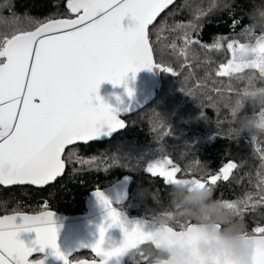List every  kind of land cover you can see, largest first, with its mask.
I'll list each match as a JSON object with an SVG mask.
<instances>
[{
    "label": "snow or ice",
    "instance_id": "6c2138e0",
    "mask_svg": "<svg viewBox=\"0 0 264 264\" xmlns=\"http://www.w3.org/2000/svg\"><path fill=\"white\" fill-rule=\"evenodd\" d=\"M172 3L173 0H67V8L75 18L29 19L30 28L17 27L11 34L0 35V185H45L54 181L64 171L62 154L66 146L92 141L105 130L112 132L125 126L112 106L98 95V89L105 80L120 84L130 71L136 73L145 67L174 74L163 60H154L148 31ZM129 15L135 23L125 28L121 21ZM189 27L195 30L196 25ZM248 31L254 34L249 26ZM194 43L199 41L185 32L181 53L186 54ZM211 47L219 49L223 45L217 42ZM227 49L232 58L220 65L219 75L239 72L249 63L264 71V33L249 43L229 40ZM128 94L132 95V89ZM258 126L264 127V111ZM237 167L235 162H228L216 174H193L186 182L214 187L218 180L227 181ZM146 170L162 177L166 185L182 172L168 156L149 162ZM260 193L258 200L249 194L243 200L225 202L242 215L249 202L253 210L264 203V178ZM94 194L108 209V227L119 224L124 233L118 247L105 249L102 245L107 228L100 227L99 239L92 245L100 264H108L110 258L149 241L156 232L194 239L198 231L191 222L181 225L179 231L167 225L145 231L143 221L133 222L129 230L104 192L97 188ZM54 215L48 210L0 216V264H44L43 259L30 257L46 247L69 264V257L57 244ZM21 231L35 232L31 246L20 239ZM250 234L255 247L253 264H264V225L257 224ZM143 258L149 264V257Z\"/></svg>",
    "mask_w": 264,
    "mask_h": 264
},
{
    "label": "trees",
    "instance_id": "16d2710c",
    "mask_svg": "<svg viewBox=\"0 0 264 264\" xmlns=\"http://www.w3.org/2000/svg\"><path fill=\"white\" fill-rule=\"evenodd\" d=\"M66 1L0 0V35L11 34L17 27L30 28L29 19L70 17ZM251 7V0L174 2L149 28L154 60H163L174 72H160L154 99L125 117V128L110 140L68 148L63 155L65 171L53 184L44 188L0 185V214L36 212L43 207L68 215L80 213L91 190L128 176L127 213L154 220V201L138 192L151 189L166 200L168 185L144 169L150 161L164 156L181 167L179 177L185 179L191 178L194 169L199 173L195 175L207 176L235 162L238 167L229 179L218 180L214 186L216 196L243 200L251 194L253 200L260 199L264 128L249 120L264 111V96L258 93L264 78L253 68L228 76L218 74L220 65L231 59L229 40L249 43L260 35L248 31L247 11ZM190 24L196 25L195 30ZM185 32L199 43L189 45V51L182 54ZM217 42L223 47H211ZM84 160L96 162L80 163ZM241 217L249 232L257 224L264 225V203L253 210L249 202ZM148 254L149 245L142 246L128 254L125 262L146 264L142 255Z\"/></svg>",
    "mask_w": 264,
    "mask_h": 264
},
{
    "label": "clouds",
    "instance_id": "9594fccd",
    "mask_svg": "<svg viewBox=\"0 0 264 264\" xmlns=\"http://www.w3.org/2000/svg\"><path fill=\"white\" fill-rule=\"evenodd\" d=\"M251 3L248 26L253 32L264 33V0ZM247 67L252 66L249 63ZM260 72L264 78V71ZM258 93L264 96V87ZM193 174L199 173L194 169ZM138 194L154 201L153 218L159 226L179 231L181 225L191 222L198 227L194 239L163 231L154 233L147 241L149 264H253L255 247L244 220L216 196L213 186L186 182L181 177L168 185L166 200L151 189H141ZM141 244L124 254L135 252Z\"/></svg>",
    "mask_w": 264,
    "mask_h": 264
},
{
    "label": "water",
    "instance_id": "95a60500",
    "mask_svg": "<svg viewBox=\"0 0 264 264\" xmlns=\"http://www.w3.org/2000/svg\"><path fill=\"white\" fill-rule=\"evenodd\" d=\"M177 0H173V3ZM172 3V4H173ZM172 4L168 5L153 21L149 28L157 21L160 15L166 11L168 8L172 6ZM65 8L71 15L66 18H75V15L70 12L67 8V1L65 3ZM122 25L125 28H128L131 25H134L135 21L132 17L126 16L121 21ZM149 31V29H148ZM31 66V61H30ZM161 70L153 67V68H142L140 71L133 73L129 72L124 79V81L120 84H113L109 80H105L100 84L98 89V95L102 98V100L111 105L115 110L116 115L125 122V117L135 114L146 105H148L155 97L156 91L159 87L160 82V74ZM128 89H132V95L128 94ZM96 95L95 93L93 94ZM36 102H39V98H36ZM98 101L94 100V103ZM126 125V123H125ZM125 128H120L118 130L108 132L105 130L98 137L88 142H76L72 145L66 146L65 151L75 145L78 144H89L93 142H103L110 140L116 133L122 131ZM105 129L107 126L105 125ZM62 154V158L63 155ZM66 167V164H65ZM65 171V168H64ZM63 171V173H64ZM63 173L58 176L54 181H51L45 185H32V184H15V185H1L5 188L12 186H32L36 188H44L48 185L53 184L58 178H60ZM130 187V178L128 176H124L121 179L116 180L114 183L99 188L104 192L105 196L111 202L113 208H115L120 214L121 219L124 221L125 226L131 230L134 226L133 222L135 221H143V229L145 231L154 230L159 225L155 222V220L148 219L141 216H130L126 211L119 208L128 198ZM96 189H93L89 192L88 197L84 202V212L72 215L61 214L57 211L50 210L55 213L54 222L55 226L58 230V238L57 244L61 252L65 254V256L69 257V264H79V261H85L87 264H100V258L95 255L92 251V245L96 243L99 239L100 232L99 229L101 226L107 228L104 236L103 247L105 249L118 247L124 238L123 228L117 224L111 227L108 225L111 223L108 218V209L104 206V204L95 196ZM48 211V210H44ZM14 213H26V212H14ZM39 213V212H38ZM10 214H0V216L11 215ZM31 214V213H27ZM37 214V213H34ZM35 232L29 231H21L20 239L24 240L26 244L31 246L32 241L35 239ZM148 245V242L145 241L138 248L140 249L142 246ZM39 247V246H37ZM88 252L92 255L93 258H83L76 261H71V258L78 253ZM128 254H123L121 256L112 257L109 259L108 264H126L125 258ZM38 256L37 259H43L44 264H64V260L58 258L54 255V250L51 247H46L43 251H37L33 253L32 257ZM30 257V259L32 258ZM35 259V260H37ZM147 264V263H146Z\"/></svg>",
    "mask_w": 264,
    "mask_h": 264
},
{
    "label": "rangeland",
    "instance_id": "374dc122",
    "mask_svg": "<svg viewBox=\"0 0 264 264\" xmlns=\"http://www.w3.org/2000/svg\"><path fill=\"white\" fill-rule=\"evenodd\" d=\"M231 54V53H230ZM232 58V57H231ZM246 68H253V69H256V70H258L259 72H260V70L258 69V68H256V67H245L244 69H246ZM243 69V70H244ZM241 71V70H240ZM261 73V72H260ZM259 120H260V116L258 115L256 118H251L249 121H251V122H253V123H255L256 125H258L259 124ZM158 159H162V158H157L156 160H158ZM153 161H155V160H153ZM96 161L95 160H84V161H82V162H80V163H85V164H87V165H90V164H94ZM150 162H152V161H150ZM147 165H148V163L146 164V166H145V168L144 169H147ZM104 168V167H103ZM102 168V169H103ZM151 175V174H150ZM123 209L126 211V212H128L127 211V209H126V207L124 206L123 207ZM85 253H87V252H84V253H79V254H77V256L75 255L74 257H72L71 258V260H80V259H83V258H89V255H87V254H85ZM139 255H141L142 253L140 252V253H138ZM143 257H144V255H142ZM142 257V258H143ZM143 260H144V258H143Z\"/></svg>",
    "mask_w": 264,
    "mask_h": 264
},
{
    "label": "flooded vegetation",
    "instance_id": "af4514ba",
    "mask_svg": "<svg viewBox=\"0 0 264 264\" xmlns=\"http://www.w3.org/2000/svg\"><path fill=\"white\" fill-rule=\"evenodd\" d=\"M148 172V171H147ZM161 179H163L162 177H160ZM177 178H181V177H179V173H177ZM126 203V202H125ZM125 206V204H123L121 207H119V208H121V209H123V207ZM44 210H53V211H57V210H54V209H50V208H42V209H40L39 211H36V212H26V213H31V214H34V213H38V212H41V211H44ZM124 210V209H123ZM125 211V210H124ZM21 212V211H20ZM57 212H59V211H57ZM83 212H84V210H83ZM83 212H80V213H83ZM14 213V212H13ZM59 213H61V214H65V213H62V212H59ZM10 214V213H9ZM76 214H78V213H76ZM65 215H68V214H65ZM82 253H84V252H82ZM88 253V252H87ZM79 254V253H78ZM90 254V253H89ZM76 255V254H75ZM37 258H39L38 256H35V257H32L31 259L32 260H35V259H37ZM91 258H93L92 257V255L90 254V256H89V258L88 259H91ZM71 261H76V260H71Z\"/></svg>",
    "mask_w": 264,
    "mask_h": 264
}]
</instances>
